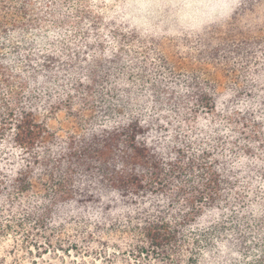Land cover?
Segmentation results:
<instances>
[{
    "label": "trees",
    "instance_id": "obj_1",
    "mask_svg": "<svg viewBox=\"0 0 264 264\" xmlns=\"http://www.w3.org/2000/svg\"><path fill=\"white\" fill-rule=\"evenodd\" d=\"M216 2L0 0V264H264V0Z\"/></svg>",
    "mask_w": 264,
    "mask_h": 264
},
{
    "label": "rangeland",
    "instance_id": "obj_2",
    "mask_svg": "<svg viewBox=\"0 0 264 264\" xmlns=\"http://www.w3.org/2000/svg\"><path fill=\"white\" fill-rule=\"evenodd\" d=\"M110 1V0H107ZM129 2L132 12L135 14L136 18L134 20V25L137 29H143L140 19L147 17H163L166 15H190L206 11V6H212V12L222 11L227 12L229 10L228 4L222 3L223 9L217 7L216 4L218 0H127ZM171 5V7H170ZM144 21V20H143ZM146 23V22H145ZM50 127L55 129L57 124L55 122L50 123Z\"/></svg>",
    "mask_w": 264,
    "mask_h": 264
}]
</instances>
